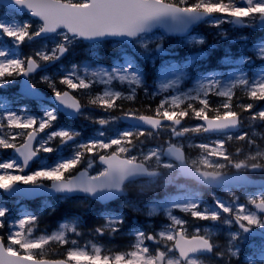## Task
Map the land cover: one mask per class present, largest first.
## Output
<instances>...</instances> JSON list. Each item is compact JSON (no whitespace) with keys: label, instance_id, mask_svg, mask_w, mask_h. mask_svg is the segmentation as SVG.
Here are the masks:
<instances>
[{"label":"snow or ice","instance_id":"snow-or-ice-1","mask_svg":"<svg viewBox=\"0 0 264 264\" xmlns=\"http://www.w3.org/2000/svg\"><path fill=\"white\" fill-rule=\"evenodd\" d=\"M0 7L4 8V11L0 12V39L7 38L12 41L13 48H19L26 41L49 34L60 38L53 47L42 48L26 57L7 47H0V87L10 82L8 78L24 77L25 83L20 95L40 100L43 109L40 118L23 114L26 107L20 113L7 110L0 115V131L14 130L0 134V149H12L17 154V158L0 160V190L5 193L11 194L22 185L31 189L50 188L56 193H82L106 203L118 198L129 176L143 171L140 164L134 163L136 157L129 158L125 154L130 150L127 145H131L135 137L146 134L144 130L124 131L107 141L94 139L80 142L75 145V150L69 158H62L52 165L44 164L28 171L30 164L41 152L57 151L52 146L53 141L58 139L63 146L75 141L79 135L72 129H59L38 140L41 133L53 127L59 111H64L72 117L82 115L87 106L105 112L120 110L123 112L122 117L93 120V117L86 116V119L101 126H107L114 119L132 120L152 129H160L163 122L168 121L173 125V135L181 137L190 131L227 133L228 130L237 128L241 122V112L234 110L232 104L237 88L246 89V95L252 101H264V68L254 72L251 78L247 71H240L239 74H233L234 78L227 83L211 74L198 80L194 88L180 90L189 64H195L201 58V53L190 55L186 63H172L160 70L162 78L157 91L172 94L164 96L151 115L138 114L135 109L125 110L123 104L119 103L125 100L134 101L137 89H146L144 72L136 59L139 53L134 55L125 52L119 62L111 67L86 65L82 73L80 68L74 65L58 81L65 86L63 90L57 87V81L53 77L42 76V82L52 90L51 102L57 105L56 107L44 105L35 85L28 81L29 77L45 65L60 60L69 51L70 45L77 40L117 38L148 52L149 45L153 42L152 34L162 30L163 33L183 38L182 42L189 46L203 45V37L190 36L191 30L216 14H219V17L212 21L216 27L228 22L244 28L264 30V0H0ZM24 12L38 18L39 26L34 29L30 22H20L12 18ZM240 40L246 41L247 37H241ZM253 47L257 58L264 61V39ZM161 48L162 45L158 43L156 50L160 51ZM224 62L245 65L252 61L247 56L233 58L229 53L225 55ZM114 84L127 85V93L117 90ZM96 85H102L103 89L99 93H92L91 90ZM80 92L89 93L86 105L74 94ZM213 94L225 98L219 108H210L208 97ZM194 101H198L201 106L197 108ZM13 102L0 98V108ZM238 107L251 113L252 120L264 121V110L252 113L253 103L240 104ZM221 108L224 109L223 112ZM209 111L214 113L211 117L208 115ZM190 112L195 118L204 121V124L177 131L175 126L181 125L183 118ZM104 135L100 132L101 137ZM18 138L21 140L19 144L16 143ZM231 138L228 136V139ZM238 138L245 140L247 133ZM113 146L115 150L109 151ZM199 147L223 149L225 141H217L215 146L201 144ZM160 150V147L153 149L147 154V158H151L153 153ZM167 151L170 155L179 156V150L171 143L167 145ZM256 155L264 156V153L257 152ZM95 158H98L102 168L92 174L90 170L94 166ZM236 167L239 168L240 165ZM251 170L255 172L264 169L253 165ZM233 179L239 183H254L247 177ZM248 202L260 213H264V185L261 186L260 196H249ZM200 204L201 201L177 204L176 200H173L152 206L148 214L153 215L163 210L170 218L171 225L156 235L138 232L133 250L113 255L102 254V246L95 244L92 245L91 252L87 250V246L77 247V240L69 239L70 234H80L75 221L62 223L59 230L51 234L35 236L34 230L39 219L36 214H25L18 221L9 222L5 217L10 210L3 206L0 207V229L8 224L11 230L6 237L0 235V264H203L194 258L195 255L213 253L219 246L213 242L210 233L201 234L200 229L194 234H188L184 229L187 222L173 215V209L190 213L193 218L200 220L219 221L222 213L232 217L225 223H235L239 231L232 234L227 252L216 253L220 259L227 257L229 264L231 258L239 256L240 249L236 242L241 240L242 234L247 239L248 234H253L254 228L261 230L254 234L260 238L259 244L254 242L250 248L254 258L252 264H264V217L256 211L246 210L245 205H240L234 210L231 204L219 198L214 199L211 210L207 207L201 208ZM122 222V218L118 217L106 219L107 227L112 232L118 231L119 228L115 225ZM104 230L100 227L96 232L103 235ZM146 241L157 244L171 242V246L164 243L163 250L157 249L153 254L146 246ZM52 242L71 245L64 259L43 258L46 255V246ZM174 252L178 255H171Z\"/></svg>","mask_w":264,"mask_h":264},{"label":"rangeland","instance_id":"rangeland-1","mask_svg":"<svg viewBox=\"0 0 264 264\" xmlns=\"http://www.w3.org/2000/svg\"><path fill=\"white\" fill-rule=\"evenodd\" d=\"M3 11H4V9H2L0 7V12H3ZM216 29H217V31L215 32L214 36H217L219 34L223 35V33H225V32L230 34V32H229L230 27L226 28V27L223 26V24L221 26H219V27H216ZM228 34L224 36L225 39H226L225 40L226 42L225 43L223 42L224 43L223 52H227L226 54L230 53L233 58H239L241 56H247V57H250V58L253 57L257 61L259 66L264 68V61H262V60L257 58L255 49L253 47L261 39H264V37L263 38L260 37V38L255 39L253 44L248 47L246 45L245 41H241L240 40V38L242 37L241 35L240 36H235L236 38H230V36H228ZM190 36H192V37H203V39L205 40V43L203 45H201V44H193V45L189 46V45L185 44L184 42H182L183 38H181V37L180 38H174L172 40H170V39L167 40L166 36L161 35V34L158 33V34L152 35L153 42L149 45V51L148 52H144L142 49L133 46L134 49H138L141 52L142 55L144 54L145 56H147L150 59V65H149L150 67L155 66V68H156V75L153 77V79L151 81H149L148 84H146V89L144 88V91H143L144 96H146V97L159 96V98L162 100L164 98V96L172 94V93H159L157 91L158 85H159V81L162 78L160 76V70L162 68H164L168 64V61H166V56L168 54H179L180 56L185 57L183 63H186L187 62V58L190 55L195 54V53H201V58L195 64H189L188 68L190 66H193L194 69H195V72L190 73V76L187 73V76L185 77L183 83L180 86V90H182V91H187V90H189L191 88H194L196 86V83H197L198 80L203 79L204 77L209 76L211 74H215L216 78L220 79L224 83H227L228 80L234 78L233 74H239L240 71L236 70V69L235 70H227L226 71L224 69L214 70L212 68H211V70L209 72L203 73V70L201 69V67H203V63L201 62V59H202V57H204V55H206L207 46L212 45V41H210L203 34H200V33H195V34H192ZM59 39L60 38L57 37V38H55V39H53L51 41H48V42H46L44 44V46H42L40 48H37L36 50L38 51V50H41L42 48H45V47L51 48L57 42H59ZM158 43L162 45V48H161L160 51L156 50V46H157ZM0 47H2V46L0 45ZM4 47H6V46H4ZM113 47H114L116 53H119V54H122V55L127 50V46H125L124 42H120V43L115 42V43H113ZM248 49H249L250 52H248ZM11 50L16 53L15 49H11ZM29 54H34V53L33 52L32 53H27V55H29ZM116 61H118V60H116ZM223 61H224V59H223ZM58 67L59 68L54 70L56 75H58V76L62 75V73L64 71L65 72L70 71L71 68H72L69 65H66L64 62H60L58 64ZM166 67H168V66H166ZM188 68H187V70H188ZM44 75H48V74L44 73V74H40V75L34 76L33 80L39 82V80H41V77L44 76ZM8 79H9L10 82L6 83V84L15 86L16 83L14 84V77L13 78H8ZM121 86L127 87V85H121ZM239 90L242 91L243 94H245V92H246V89H243V88H239ZM2 93H6V94H3L2 98L8 99L6 95L7 94L9 95V92H0V98H1V94ZM208 99H209V101L214 100L216 102V104H217L216 108H219L222 105V103H224V101H225V98L218 97V96H216L214 94L210 95L208 97ZM193 103L195 104V106L197 108H199L201 106L198 103V101H194ZM236 103L238 105H240V104L247 105V104H245L242 101H237ZM234 106L235 105H233V108L235 109ZM47 107H50V106H47ZM24 108H25V106L19 105V102L16 100V97H15V101L13 102V104L10 103L6 107L0 108V115H2L7 110H15L18 113H20L22 111V109H24ZM260 110H264V108H260L258 110H252V113L258 112ZM42 111H43V109H42L41 104H37L34 107L33 112H27V109H26V111H24L23 114H25V115H34L37 118H40V117H42ZM223 111H224V109L221 108V112H223ZM190 114H191V112H190ZM82 116L84 118L80 119V123L81 124H84L85 120H89V119H86V116L93 117V120L94 119H99V118H108V117H112V118L120 117V115H118V114H109V115L108 114H99L96 111L90 110V109L88 111H86V110L83 111ZM250 116H251V113H249V112H246V114H244V118L246 120L245 126H247V128H249L248 130H250L252 132V135H256L257 134V135L260 136L261 128L259 127L260 126L259 123H261V121L259 119L252 120L250 118ZM191 117H192V119H194V121H192L191 123L182 125V126H175L177 131H180V130H182L185 127H187V128H196V127L201 126V125L204 124L202 122V120L195 118L192 114H191ZM57 123L58 122L55 121L54 125H56ZM54 125H53L52 128L47 129V133L42 137V139L46 138L48 133H50L51 131H55V130H59V129H67V128H63V127L56 128V127H54ZM106 127H108L109 129H111L113 131H118L117 136L119 134L123 133L124 131H138L137 129H133V128H125V126L121 124V119H114L113 122L109 123ZM121 127H123V128H121ZM172 127H173V125L164 126L163 128H161L158 131V133L161 134L164 137H168V139L170 141H172V142H176L177 144L183 145L185 147H189L190 150H191V154H189L190 155V160H191L192 163H194L196 165L200 166L202 163H204V164H207L206 165L207 168H213V169L225 168L224 165L232 163V162H237L244 168H246L248 166L252 167L253 165H261V156L256 155L257 152H253V151L249 150V152H247L245 155L240 156L239 155L240 150H238L237 147H236V149L235 148L232 149L231 146L229 145L230 141H232L234 143L233 144L234 146L235 145H237V146L240 145V142H242V140H240L238 137L241 134H243V133H241V134L238 133V134H234V135L220 136V135L209 134V133H206L204 131H200V132L190 131L188 133H185L181 137H175L173 135L172 131H171ZM11 131H14V130L4 129V130L0 131V134H5V133L11 132ZM90 132H91L90 133V138H89L90 140L104 139V140L107 141L108 138L111 139V138H115L116 137V136H111L110 137V133H107V132H103L105 135L103 137H101L100 136V132H102V131H100L99 128H92L90 130ZM150 133H151V131H150ZM228 136H231L232 138L228 139ZM220 140L225 141V147L223 149L218 148V147L214 148V149L199 147V145H201V144H204V145L208 144L210 146H215L216 142L220 141ZM16 142H18V139H17ZM132 144L128 145L127 147L130 149L129 151L132 154H134L135 156H139L141 159H145V160H148V161L151 160L156 166H159V165L164 166L163 167L164 171L167 174H169V175H177V176L180 175V171H179V169H178V167L176 165L172 166V164H170L168 161H166V160H164L162 158L163 155L161 154V151L153 153L151 158H147V154L150 151H152L153 149H157L158 147L162 148L163 146L166 145V143H162V142L157 140L156 144L154 146H142V145L135 146L134 145L135 146L134 147ZM114 150H115V146H114ZM1 152L2 151L0 150V154H1ZM225 153H226V156H225ZM45 154H46L45 158L43 160H40L39 164L37 166H35V168L33 170L37 169L38 167H40V166H42L44 164L52 165L49 162V160H48V157H49V155H51V153H45ZM252 156H255L256 158L255 159H251L250 157H252ZM14 158L15 157H9L8 159H5L3 161H8V160L14 159ZM248 160L249 161L251 160V164L250 165H248L249 164ZM164 161H166V162H164ZM154 180H156V178ZM137 184L140 186V188L142 190L151 189V188L157 186V184L152 183V182H150L148 180L139 181V182H137ZM260 194H261V192H257V193H246L245 192L246 202H244L242 200V196H238L237 193L231 192V193H229V196H235V197L230 199V202L225 200V199H222V200L225 203L231 204L234 207V209H237L240 205H245L246 206V210L253 211L252 210V205L249 204V202H248L249 196L259 197ZM173 200H176L177 204H183V203H186V202H189V201H197L196 199H185V200H182V199L176 198V197H174ZM122 204L124 206L130 208L133 212H135L137 214V216H135V217L141 218L142 222H146L147 221L146 218H148V217H155V216L157 217V216H159L162 213H163L164 216L168 217L166 212H164L163 210H161L160 212H158L156 214H153V215H149L148 214L149 210H150V208L152 206H157L159 204H154V203L153 204H150V203H134V202H131L129 199L123 201ZM15 205H17V207H18V208H15V209L19 210V217H21V216L23 217L26 214L25 204H23L21 202V199L20 200L18 199V200L15 201ZM174 213L175 212L173 211V215H175ZM186 214L189 217H185V216H181V215H175L176 217H178V218H180V219H182V220L187 222L184 226H186L188 223H196L197 224L193 228L191 226H186V229L194 231V232H196L197 229H200V231L203 230L206 233H210V235H214L216 233H217V235L219 234L218 230L215 231L212 228H210L208 225H201L200 224L201 221H204V220H197L196 218H193L190 213H186ZM110 217H118V216H117V214H114V215H112ZM12 221H18V219L17 220H12ZM159 222L162 223L163 221L160 220ZM157 224L158 223L153 224L152 230H149L151 235H156L160 231H163V230L167 229L171 225V223H169V222L168 223H163L160 226H156ZM115 227L119 228V230L116 231V235L117 236L121 235V236L127 237L128 238L127 239V245L129 247H131V250H133V245L136 243V234L138 232L127 230L126 224L124 222L115 225ZM10 230L11 229H7L5 234L8 235ZM57 230H59V228L51 230L49 232H41V233L34 232V235L35 236H39V235L51 234V233H53V232H55ZM234 232H237V231H232L230 233V237H228V240H227V243H226L228 246L225 247L222 251H225V252L228 251V249H229V241H230V238H231V236H232V234ZM69 239H75V240H77V242H80V240L78 239V235L70 234L69 235ZM242 240H246L244 238L243 234H242V237H241L240 241H242ZM53 243H56V242H52V243H50V245L53 244ZM85 243H87L85 246H87V250L89 252L92 251V245L93 244L98 245V246H102L103 251L105 249V247L103 245H100L98 242L94 241V239H89L88 241H85ZM164 243H167L168 245H170L169 242H164ZM50 245L46 246V249H48V247ZM63 246H64L63 250H65V246L66 245H63ZM146 246L149 247V249L152 247V246L147 245V244H146ZM69 247H71V245H67V250H68ZM233 250H235V248H233ZM203 264H208V262H203ZM213 264H218V259H215L213 261Z\"/></svg>","mask_w":264,"mask_h":264},{"label":"trees","instance_id":"trees-1","mask_svg":"<svg viewBox=\"0 0 264 264\" xmlns=\"http://www.w3.org/2000/svg\"><path fill=\"white\" fill-rule=\"evenodd\" d=\"M141 106H142V103H141ZM146 107H149L146 109V111L154 112V110H152L153 106L151 104ZM70 200H72L71 205L67 206V203L62 204V207H60V209L56 211L54 216L60 217L61 214L64 213L65 209H73L74 207L77 206L76 205L77 203H74L75 202L74 198H71ZM87 216H88L89 225H93L94 223L97 222V218L95 217V214L93 212H91V214H87Z\"/></svg>","mask_w":264,"mask_h":264}]
</instances>
